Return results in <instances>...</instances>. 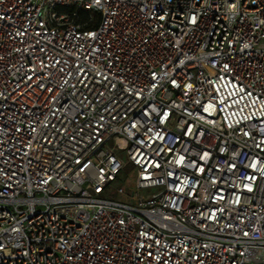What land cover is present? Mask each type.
Here are the masks:
<instances>
[{"label":"built area","instance_id":"2783aa9c","mask_svg":"<svg viewBox=\"0 0 264 264\" xmlns=\"http://www.w3.org/2000/svg\"><path fill=\"white\" fill-rule=\"evenodd\" d=\"M0 264H264V0H0Z\"/></svg>","mask_w":264,"mask_h":264},{"label":"rangeland","instance_id":"374dc122","mask_svg":"<svg viewBox=\"0 0 264 264\" xmlns=\"http://www.w3.org/2000/svg\"><path fill=\"white\" fill-rule=\"evenodd\" d=\"M134 171V168L131 165H128L126 167V173L130 175ZM114 199H118V196H116Z\"/></svg>","mask_w":264,"mask_h":264}]
</instances>
